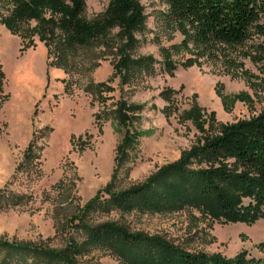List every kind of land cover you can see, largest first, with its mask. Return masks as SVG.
<instances>
[{"label":"rangeland","instance_id":"rangeland-1","mask_svg":"<svg viewBox=\"0 0 264 264\" xmlns=\"http://www.w3.org/2000/svg\"><path fill=\"white\" fill-rule=\"evenodd\" d=\"M139 1L146 22L136 33L131 56L151 55L156 62L153 73L138 75L123 85L114 70L123 42L117 28L106 40L56 59L53 42L48 47L37 34H12L0 23V63L8 95L0 106L4 123L0 130V187L6 185L28 195L24 205L0 212V236L42 241L52 247L64 246L73 236L81 239L68 219L110 179L115 148L123 135V128L112 117L120 98L143 104L133 120L141 136L122 187L142 182L200 140L203 132L186 117L194 105L200 109L208 134L216 133L222 123L248 119L264 109V31L253 30L244 43L210 52L176 49L183 36L166 22L165 3ZM107 4L108 0H85L84 16L97 17ZM6 6L0 1L1 14L6 13ZM35 23L30 20L22 26L27 29ZM260 23L264 26V16ZM29 39L32 46L21 50ZM164 48L176 62L171 75L163 68ZM187 58L195 61L184 67L181 64ZM102 81L112 90L99 99L93 86ZM166 87L176 90V108L170 116L162 112L166 102L159 96ZM97 112H104L105 117L99 124L94 117ZM43 127L50 129L39 140L37 168L15 171L33 131ZM71 135L91 136L80 150L71 143ZM92 218L116 220L132 230L160 235L190 252L233 257L245 251L264 263V250L257 246L264 241V218L252 224L223 223L193 209L167 213L113 210ZM84 260L88 264H122L101 250H93Z\"/></svg>","mask_w":264,"mask_h":264},{"label":"trees","instance_id":"trees-1","mask_svg":"<svg viewBox=\"0 0 264 264\" xmlns=\"http://www.w3.org/2000/svg\"><path fill=\"white\" fill-rule=\"evenodd\" d=\"M0 1L7 5L6 13H0V23L12 34L23 36L26 31L31 36L37 34L48 47L53 42L56 59L67 58L77 49L106 40L109 32L117 28L123 40L120 57L114 64L120 83L126 84L138 75L154 71L156 60L151 55L131 56L137 43L136 33L145 28L146 22L139 0H108L104 11L93 19L84 16L85 0ZM162 1L167 7L166 22L183 36L174 46L176 49L210 52L220 46L244 43L253 30L264 31L260 23L264 16V0ZM30 20L35 21V25L24 29L22 25ZM30 40L21 50L32 46ZM162 57L163 68L171 75L176 68L175 59L166 48ZM194 61L187 58L181 65L187 67ZM4 78L0 63V106L8 97L3 88ZM93 87L99 99L105 98L104 92L112 90L103 81ZM175 93L176 90L166 87L159 94L166 102L162 108L165 116H170L176 108ZM142 107L143 104L128 103L120 98L112 110V117L123 128V135L115 148L110 179L68 219L73 232L81 235V239L73 236L64 246L52 247L42 241L0 236V264H88L84 257L93 250L104 251L122 264H264L248 257L245 251L233 257L190 252L160 235L132 230L116 220L95 221L92 218L94 214L113 210L167 213L185 209L196 210L202 216L223 223L252 224L264 218V109L251 118L222 123L216 133L208 134L200 109L194 105L186 112V117L203 132L200 140L142 182L122 187L131 171L132 152L141 136V131L133 127V120ZM103 114H94L97 124L105 118ZM3 125L0 121V130ZM49 129L43 127L33 131L15 171L28 172L37 168L41 156L39 140ZM90 136L71 135L70 141L84 150ZM27 200L25 193L15 192L6 185L0 187V212L24 205ZM257 246L264 250V241Z\"/></svg>","mask_w":264,"mask_h":264}]
</instances>
